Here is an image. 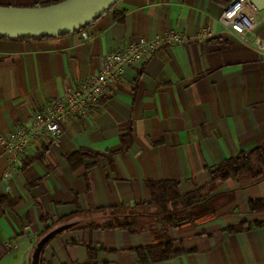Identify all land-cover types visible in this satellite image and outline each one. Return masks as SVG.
Returning a JSON list of instances; mask_svg holds the SVG:
<instances>
[{"label": "crops", "instance_id": "0c3cea01", "mask_svg": "<svg viewBox=\"0 0 264 264\" xmlns=\"http://www.w3.org/2000/svg\"><path fill=\"white\" fill-rule=\"evenodd\" d=\"M228 1L119 0L75 31L0 37L3 133L97 72L103 56L128 41L169 30L188 37L128 67L97 107L66 120L56 142L33 141L11 176L0 148V264L28 260L46 228L68 222L43 248L44 264H264V177L211 176L226 158L264 143V55L222 31L218 16ZM205 26L215 35L197 40ZM254 31L264 35V13ZM163 180L175 181L179 195L201 188L211 211L171 225L156 221L148 183ZM115 219L136 222L131 230L104 225ZM166 239L179 255L139 262L135 248Z\"/></svg>", "mask_w": 264, "mask_h": 264}, {"label": "built area", "instance_id": "2783aa9c", "mask_svg": "<svg viewBox=\"0 0 264 264\" xmlns=\"http://www.w3.org/2000/svg\"><path fill=\"white\" fill-rule=\"evenodd\" d=\"M261 13L264 9L254 0H229L218 16V22L222 31H231L243 43L264 55V35L254 31ZM214 35L213 30L205 26L195 37L205 41ZM186 41L188 37L183 32L169 30L151 38L138 37L105 54L97 72L82 78L74 86H67L59 99L43 104L27 122L15 125L8 132L0 131V148L6 154L4 174L11 176L15 173L21 157L33 141L56 142L67 119L84 116L91 108L97 107L101 97L110 91L113 83L123 78L128 67L147 60L164 46Z\"/></svg>", "mask_w": 264, "mask_h": 264}, {"label": "trees", "instance_id": "16d2710c", "mask_svg": "<svg viewBox=\"0 0 264 264\" xmlns=\"http://www.w3.org/2000/svg\"><path fill=\"white\" fill-rule=\"evenodd\" d=\"M58 1L60 0H52L51 2L40 5H46ZM113 6L106 9L104 12L111 9ZM88 24L89 23L81 26L78 29L84 28ZM58 35H62V34H58ZM49 36H53V35L34 37V38H44ZM0 37L25 39V37H4V36H0ZM125 137L126 136H123L121 138L123 142L126 140ZM126 146L127 145H125V147ZM243 173L249 174L256 178L264 177V143L249 152H239L236 155L226 158L211 172V176H212V181H216V180L222 181L228 178L237 177ZM148 187L151 193V201L149 205L159 208L158 211L159 216L157 217L156 221L160 222L161 224L171 225L176 221L185 222L188 219H192L194 216L208 213L209 211H211L209 207L206 206L203 207L207 203V201L211 198V196H208L207 194H202L203 192H201L202 191L201 188L196 189L186 195H179L176 189L177 183L172 180L149 182ZM135 222L136 221H134V219L131 220L125 219L121 221L115 219V220L107 221L104 225L118 226L121 228H127L131 230L132 229L131 227L133 224H135ZM53 225L54 224H51L46 229L50 230ZM228 230L234 231L237 230V228L229 227ZM135 251L137 252L139 262L141 263H146L150 261L157 262L160 260H165L171 257H175L176 255H179L181 253V251H177L173 249L172 241L170 239L160 241L157 244L146 248L145 250L142 247H137L135 248ZM38 264H44V261L42 259V252L40 254ZM76 264H97V263L92 261H87Z\"/></svg>", "mask_w": 264, "mask_h": 264}, {"label": "water", "instance_id": "95a60500", "mask_svg": "<svg viewBox=\"0 0 264 264\" xmlns=\"http://www.w3.org/2000/svg\"><path fill=\"white\" fill-rule=\"evenodd\" d=\"M119 0H60L35 6L0 5V36L43 37L74 31L92 22ZM264 9V0H254ZM73 222L60 224L43 234L34 244L27 264H38L40 254L55 235L69 229Z\"/></svg>", "mask_w": 264, "mask_h": 264}, {"label": "rangeland", "instance_id": "374dc122", "mask_svg": "<svg viewBox=\"0 0 264 264\" xmlns=\"http://www.w3.org/2000/svg\"><path fill=\"white\" fill-rule=\"evenodd\" d=\"M21 264H27V260L26 261H23V263H21Z\"/></svg>", "mask_w": 264, "mask_h": 264}]
</instances>
